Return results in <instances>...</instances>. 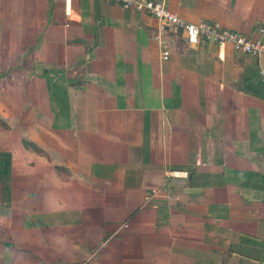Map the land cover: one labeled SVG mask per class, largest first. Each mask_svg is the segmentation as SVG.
I'll return each instance as SVG.
<instances>
[{
  "label": "crops",
  "instance_id": "obj_1",
  "mask_svg": "<svg viewBox=\"0 0 264 264\" xmlns=\"http://www.w3.org/2000/svg\"><path fill=\"white\" fill-rule=\"evenodd\" d=\"M250 38L264 0H153ZM107 0H0V264H264V57L187 47Z\"/></svg>",
  "mask_w": 264,
  "mask_h": 264
},
{
  "label": "built area",
  "instance_id": "obj_2",
  "mask_svg": "<svg viewBox=\"0 0 264 264\" xmlns=\"http://www.w3.org/2000/svg\"><path fill=\"white\" fill-rule=\"evenodd\" d=\"M149 15L158 23L157 40L162 48V60H167L169 52L165 43L167 34L181 39L187 47H196L200 43L213 44L220 49L227 46L234 51L254 59L264 57V27L260 28L259 38H250L237 31L221 28L213 22L189 23L173 14L163 4L153 0H107ZM65 14H70V0H65Z\"/></svg>",
  "mask_w": 264,
  "mask_h": 264
},
{
  "label": "rangeland",
  "instance_id": "obj_3",
  "mask_svg": "<svg viewBox=\"0 0 264 264\" xmlns=\"http://www.w3.org/2000/svg\"><path fill=\"white\" fill-rule=\"evenodd\" d=\"M238 32V31H237ZM240 33V32H239ZM242 34V33H241ZM243 35H245V34H243Z\"/></svg>",
  "mask_w": 264,
  "mask_h": 264
}]
</instances>
